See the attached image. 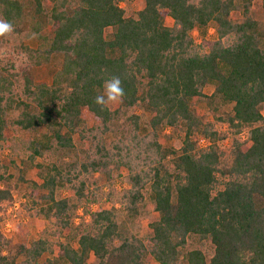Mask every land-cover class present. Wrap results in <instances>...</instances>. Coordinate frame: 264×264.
Masks as SVG:
<instances>
[{
  "label": "trees",
  "instance_id": "1",
  "mask_svg": "<svg viewBox=\"0 0 264 264\" xmlns=\"http://www.w3.org/2000/svg\"><path fill=\"white\" fill-rule=\"evenodd\" d=\"M135 1L0 0V20L14 29L0 37V264H264V22L255 0H143L128 15ZM56 57L51 82L36 83L31 70ZM113 76L126 95L102 109L94 100ZM167 130L178 149L161 144ZM6 151L20 161L14 182ZM122 170L129 188L119 208L85 210L103 194L95 175L110 198ZM21 184L29 192L18 213L38 221L35 239L1 231ZM146 193L158 218L141 238L127 225ZM79 208L88 219L75 225Z\"/></svg>",
  "mask_w": 264,
  "mask_h": 264
},
{
  "label": "rangeland",
  "instance_id": "2",
  "mask_svg": "<svg viewBox=\"0 0 264 264\" xmlns=\"http://www.w3.org/2000/svg\"><path fill=\"white\" fill-rule=\"evenodd\" d=\"M143 6H144L143 0H136L135 2L131 3L128 6V10H127L128 15L135 16L136 13L143 8ZM252 12L256 20L260 22H264V8L262 7L260 0H255L253 2ZM165 25L171 26L172 20L167 17L165 19ZM110 35H111V29H107L106 30L107 38H109ZM193 35H194L195 40L198 42L199 37L197 33L195 32ZM207 38L211 40L216 38V34L212 27L209 28ZM25 43L33 48L36 46V43L32 40H26ZM60 59H61L60 57H56V59H54L48 64H44L39 67H34L31 70V74H32L34 81L36 83H50L51 76L53 72L57 69V67L59 66ZM212 91H213V85L209 84L206 87L204 92L206 95H210ZM117 104L118 103H111V104H108V106L110 108H113ZM193 104H194L196 111L200 115L206 114V107L203 102H201L200 100H193ZM138 113H142V115L144 116V119L149 118V114L142 112L141 109H138ZM82 120L88 126H92L94 124V119L92 115L86 109H84L82 112ZM246 134L247 133H244L242 135V138H245ZM160 142L163 146H171L175 149H178L181 145L180 140L177 138L176 135H174V133L171 132V130H167L164 133H162V135L160 136ZM222 147L227 148L228 141H224L222 143ZM12 158H13V161H15L14 164H12V161H11ZM2 163L8 168V174L14 175V178H13V182H14L16 178L18 177V172L16 170V167L21 166L20 161L17 158H15V156L8 154V151H6L2 155ZM126 176H127L126 171L122 170L120 175L114 178L113 180L114 196L107 198L106 194L108 193L109 190H108L106 180L104 176L96 174L94 177V180L97 182V187L102 188L103 194L96 203H90V204L88 203L84 205L85 210L96 211L100 209L119 208V204L117 203L118 196L123 190H126L129 188V185L126 181ZM27 179L33 180L37 182L38 184H40L41 182L40 179L37 177L35 170H29L27 172ZM28 192L29 190L26 188V185H22V184L14 192V200H15L14 207L8 211L10 212L12 210L9 217H7L5 222L1 225V231L7 237H11L12 234L16 232L19 228L23 229L27 233L26 238L28 240L35 239L38 236V232L41 228L40 225L38 224V221L35 219H30L26 217L23 211H19L20 213H18V210H21L20 204L24 202L25 194ZM41 194H43V191L39 190L38 196H40ZM58 194L61 195L62 197L70 196L69 191L67 190L61 191ZM82 218L88 219V217H84L83 209L79 208L78 213L74 219V224L75 225L78 224ZM157 218H158V214L154 211L153 203L150 200L148 193H146L144 205L141 210L140 216L138 217V219L133 221V223L128 224L127 226L133 234L141 238H147L150 235L149 224L153 222L154 220H156ZM118 219L121 221L123 220V217L119 214ZM189 242H191V240H189ZM46 258H49V255H44L41 262H43ZM149 263L157 264L153 260H149Z\"/></svg>",
  "mask_w": 264,
  "mask_h": 264
},
{
  "label": "clouds",
  "instance_id": "3",
  "mask_svg": "<svg viewBox=\"0 0 264 264\" xmlns=\"http://www.w3.org/2000/svg\"><path fill=\"white\" fill-rule=\"evenodd\" d=\"M13 25L0 20V37H5L13 32ZM125 89L118 76H113L104 82V93L95 97V104L102 109L111 103H121L125 97Z\"/></svg>",
  "mask_w": 264,
  "mask_h": 264
}]
</instances>
